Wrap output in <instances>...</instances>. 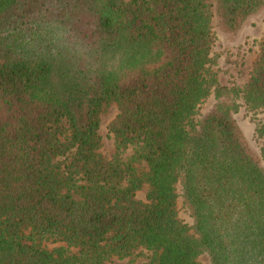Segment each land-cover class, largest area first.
I'll list each match as a JSON object with an SVG mask.
<instances>
[{
  "label": "trees",
  "instance_id": "obj_1",
  "mask_svg": "<svg viewBox=\"0 0 264 264\" xmlns=\"http://www.w3.org/2000/svg\"><path fill=\"white\" fill-rule=\"evenodd\" d=\"M262 6L0 0V264H109L136 248L142 264H264V164L233 116L264 109V34L241 85L218 82L211 53L212 20L236 32ZM255 134L264 149V120Z\"/></svg>",
  "mask_w": 264,
  "mask_h": 264
},
{
  "label": "rangeland",
  "instance_id": "obj_2",
  "mask_svg": "<svg viewBox=\"0 0 264 264\" xmlns=\"http://www.w3.org/2000/svg\"><path fill=\"white\" fill-rule=\"evenodd\" d=\"M213 42L211 53L215 54L216 63L213 68L216 70V77L220 84L241 85L247 78L249 71L256 59L258 51V41L264 34V6L255 13L249 15L236 32H227L220 29L212 20ZM213 101L210 94L201 104L200 111L207 109ZM116 112L115 104L110 102L103 105L98 116L97 133L99 135L98 150L109 156L114 149L111 133L107 129L109 120ZM233 116L241 128L248 143L257 153H260L264 164V149L261 148V140L255 134V125L264 120V109L251 111L243 104L239 105ZM131 149H126L123 153L127 155ZM138 169L145 167L144 162H134ZM147 185L143 183L136 191L138 198L145 199ZM175 209L176 216L186 223L191 222L189 212L180 196L179 185L176 186ZM52 243H48L51 246ZM146 251L143 248H136L134 253L125 257H112L109 264H142L146 260ZM200 264H210L205 253L198 255Z\"/></svg>",
  "mask_w": 264,
  "mask_h": 264
}]
</instances>
